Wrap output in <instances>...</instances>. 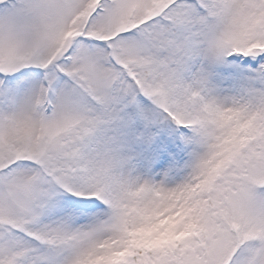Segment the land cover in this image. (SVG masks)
I'll list each match as a JSON object with an SVG mask.
<instances>
[{"label": "snow or ice", "instance_id": "snow-or-ice-1", "mask_svg": "<svg viewBox=\"0 0 264 264\" xmlns=\"http://www.w3.org/2000/svg\"><path fill=\"white\" fill-rule=\"evenodd\" d=\"M0 264H264V0H0Z\"/></svg>", "mask_w": 264, "mask_h": 264}]
</instances>
